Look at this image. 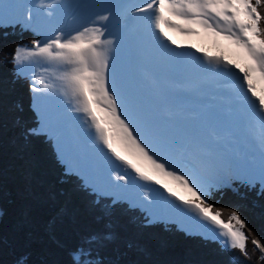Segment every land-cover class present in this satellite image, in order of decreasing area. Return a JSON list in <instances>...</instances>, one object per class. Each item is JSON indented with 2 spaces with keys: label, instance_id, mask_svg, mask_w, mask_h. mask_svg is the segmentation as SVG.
<instances>
[{
  "label": "snow or ice",
  "instance_id": "1",
  "mask_svg": "<svg viewBox=\"0 0 264 264\" xmlns=\"http://www.w3.org/2000/svg\"><path fill=\"white\" fill-rule=\"evenodd\" d=\"M66 10L74 27L61 22ZM8 25L40 36L31 47L18 45L10 61L17 80L30 79L35 122L28 123L24 106L15 102L6 125L0 88V146L7 129L9 143L22 149L26 192L32 195L36 162L26 150L35 139L54 143L63 172L57 183L75 177L76 189L88 197L85 208L98 227L80 237L69 264H161L152 259L147 233L161 224L167 231L169 221L219 252L233 253L230 264H240L235 252L251 259L253 236L252 253L264 264V242L240 212L210 202L225 191L264 199V0H0V27ZM132 33L193 69L197 88L225 100L239 114L241 139L226 143L212 121L189 125L183 110L155 105L134 82H123L114 60ZM69 111L81 122L75 136L67 130ZM2 188L0 183V193ZM64 196L54 187L42 194L54 209L47 232L58 245L57 225L75 216L67 201L60 202ZM136 211L139 216L120 224L119 214Z\"/></svg>",
  "mask_w": 264,
  "mask_h": 264
},
{
  "label": "trees",
  "instance_id": "2",
  "mask_svg": "<svg viewBox=\"0 0 264 264\" xmlns=\"http://www.w3.org/2000/svg\"><path fill=\"white\" fill-rule=\"evenodd\" d=\"M39 39L33 31L23 30L19 26L0 27V88L3 90V117L7 125L10 121V106L20 102L24 106V117L28 123H34L31 110L29 79H16L15 66L10 62L11 53L18 45L31 47V41ZM9 131L6 129L0 146V264H16L20 257L27 259V264H69L70 253L80 241V237L98 227L85 205L88 197L76 189L75 177L67 183H57L63 175L62 167L57 163L55 145L43 138L35 139L26 150V157L36 162L32 184V195L26 192V181L22 171L20 146L9 143ZM39 181V182H37ZM63 189L65 196L61 203L67 201L70 210L75 214L59 223L55 230L59 245L48 235L47 224L53 215V207L44 201L42 194L49 188ZM217 208L237 209L244 218L255 237L264 242V199L255 194L240 198L232 191L217 194L210 201ZM129 215L139 216L138 211L119 214L120 224H127ZM227 215V211L225 212ZM148 237L154 250L152 259L161 264H230L233 253H221L216 244L200 236L186 235L174 225L164 230L157 225L148 230ZM249 236L248 251L251 259L245 260L235 252L240 264H258L259 253H252ZM108 257L110 251L102 252Z\"/></svg>",
  "mask_w": 264,
  "mask_h": 264
},
{
  "label": "rangeland",
  "instance_id": "3",
  "mask_svg": "<svg viewBox=\"0 0 264 264\" xmlns=\"http://www.w3.org/2000/svg\"><path fill=\"white\" fill-rule=\"evenodd\" d=\"M84 1L85 2H90V0H84ZM139 1L140 0H133V1H130V3H138ZM66 2H68V0H66ZM67 11L68 10H66V13H67ZM66 25H68V27H74L75 26L73 21H72V19H71V22L67 23ZM8 26L14 27L16 25H8ZM18 26L23 28L20 25H18ZM39 39H40V36H39ZM196 42L199 43V44H201V43L203 44L204 43V42H201L199 40H197ZM142 51H144V41L141 38H139L135 33L130 34L124 40L123 44L120 46V50L117 52L115 60H114L118 77L125 83L134 82L137 85L140 93L147 100L152 102L153 104L157 105V102H158L159 106H165L166 105V106L172 108L175 111L183 110V115L189 118V120L187 121L188 124L192 125L193 122H196V119L193 118V115L194 114L199 115L200 111L203 108V105L192 104L191 101L203 100L205 103H208V102H206V101H208V99L204 100L203 98H201L197 94L195 95L194 99L191 98V96L189 94V93H191V91H189V90L187 91L186 88H185V86L186 87L190 86V83H188V82H185L186 84H185V86L183 88H179L177 85H174L172 90H169L167 93H172L173 91L178 90L179 92H181L184 95H186L189 98L190 101H186L184 99H182V100L179 99L178 100L173 94H168V95L164 96L163 93H165V92H163L161 90L160 86L156 82H154L155 80L151 79V77L149 75H147L146 73H144L143 70H141V69H138L139 73H140V75H139V73L137 71V68L135 67V61L141 56V54H142L141 52ZM146 57H150V63L153 64V65L160 64V63L163 62V56H161L157 52L148 51L146 53ZM242 63L243 62H241V65H242ZM30 75L31 74H29V76ZM110 76H111V64H110ZM27 79H29V78H27ZM170 80H173V79L171 78ZM29 81H30V79H29ZM167 93H165V94H167ZM207 97H208V94H207ZM171 99L172 100L174 99L175 101L169 103V101ZM209 103H219V102L217 100H215V99L209 98ZM216 105H219V104H216ZM213 106H215V105H213ZM230 112H234V111H230ZM219 114H220L219 111L216 110L215 119H219L220 118ZM201 115H202V112H201ZM221 115H222L221 117L224 120L228 119L227 115H224V114H221ZM69 117H70V115H69ZM68 121L72 122V118H70ZM214 124H216V126L222 130L221 131V135L229 134V132L232 131V135L237 139V142L239 141L238 138L241 137V136L239 137V134H240L241 130H240L239 126L237 128V125H238V113H237V116H236L235 120L231 119L227 123L226 122H222V121H218V122H215ZM71 130H72V127H71ZM227 138L228 139L225 141L226 143L235 144L234 138L232 136L227 135ZM81 147H82V149H84L83 145ZM87 149L88 148H85L84 150L87 151ZM165 195H167V193H165ZM188 226L191 228V230L196 231L194 225H191L190 223H188Z\"/></svg>",
  "mask_w": 264,
  "mask_h": 264
},
{
  "label": "bare ground",
  "instance_id": "4",
  "mask_svg": "<svg viewBox=\"0 0 264 264\" xmlns=\"http://www.w3.org/2000/svg\"><path fill=\"white\" fill-rule=\"evenodd\" d=\"M174 39H175V37H174ZM194 42L197 43L196 41H194ZM202 46L209 47V45L206 42H204L202 44ZM169 47L175 48V50L177 52L194 51V50L188 49L187 47L176 48L175 45H169ZM148 51L155 52L154 50H152L147 45V42L144 41V51L141 52L142 53L141 56L135 61V67L137 69L143 70V72L146 73L147 75H149L151 77V79L155 80L154 82H156L160 86V88H161V90L163 92L167 93L169 90H172V88L174 87V84H178V83H172V82H170V79L172 78V75H173V64H172V60L169 57H164L163 56V62L162 63L153 65V64L150 63V57H146V53ZM210 53L211 54H214L215 53V50L214 49H210ZM197 55H199V54L197 53ZM196 79H197L196 73H195V71L193 69H191L190 67H188L186 64L181 65V68H180V77H179V82L181 84H178L177 86L179 88H183L185 86V84H186L185 82L190 83V86H187V87L185 86V88H186L187 91L188 90L191 91V93H189V94H190L191 98H193V99H194V97L196 95L195 93H197V90L199 89V88H197L195 86ZM203 99L204 100L205 99L206 100L208 99V102H209V98L207 97V89H206V91L204 93ZM68 113H69L68 115H70V117H72V122H73L71 124L72 125V130H73L74 133H76V135H78L79 134V131H80V123L81 122L78 121V120H76V119H74V117L78 116L79 114L72 113L70 111ZM221 116L222 115L219 114V117L220 118H222ZM238 121H239V114H238ZM240 136L242 137V133L241 132L239 134V137ZM241 137L240 138L237 137V138L240 140ZM82 145L84 146L83 147L84 149L85 148H88L86 142H82L81 143V146Z\"/></svg>",
  "mask_w": 264,
  "mask_h": 264
},
{
  "label": "water",
  "instance_id": "5",
  "mask_svg": "<svg viewBox=\"0 0 264 264\" xmlns=\"http://www.w3.org/2000/svg\"><path fill=\"white\" fill-rule=\"evenodd\" d=\"M73 135L75 136V135H76V133H74V132H73Z\"/></svg>",
  "mask_w": 264,
  "mask_h": 264
}]
</instances>
